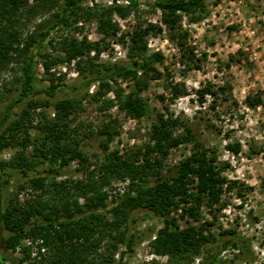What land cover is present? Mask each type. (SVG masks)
Returning <instances> with one entry per match:
<instances>
[{"label":"rangeland","instance_id":"1","mask_svg":"<svg viewBox=\"0 0 264 264\" xmlns=\"http://www.w3.org/2000/svg\"><path fill=\"white\" fill-rule=\"evenodd\" d=\"M59 7L65 0H58ZM139 5L131 6L126 15H122L114 7H126L127 0H82L80 17H72L68 26H60L52 36V43H46L42 52L59 58L46 72L42 64L38 67L39 86L49 87L52 79L61 85L55 97H50V106H30L26 100L16 104L12 109L13 121L28 111L26 118L13 133L5 132L10 143L0 151V159L7 163L24 152L29 158L34 157V144L40 142L43 133L40 127L46 119L55 118L54 103L70 92L65 85H71L81 79L83 73L91 67L101 68L106 64L129 61L128 51L133 31L154 23L162 27L161 32H153L147 36L148 52H161L163 61L154 65L161 73L149 81L142 92L147 105V113L140 118L132 117L123 111L117 100V92L121 89L129 93L134 89L130 80L117 78L111 87L103 88L98 94L99 85L95 84L85 93L78 95L81 108L67 120L68 133L71 138L81 139L82 146L88 151L87 169H79L74 163L70 174L47 179V186L56 181L59 185L65 180L85 178L93 171L99 176L100 168L106 156L117 152L119 156L141 157L146 145L150 142V129L156 121L158 113L177 116L181 125L179 132L189 125L195 138L216 156V163L226 178L223 191L217 203L204 201L199 209L198 217L189 213L182 217V205L174 208L172 215L179 219L180 227L204 225V233L212 234L215 240L210 244L212 254L225 253L226 264H264V0H219L211 5L207 12H198L200 20L193 21L190 16L183 15L176 32L171 33L162 22L160 10L154 9L147 1L138 0ZM35 0H28L23 14L18 18L22 38H26L40 30L39 25L51 20L53 10L33 9ZM89 7L99 10L108 9L112 22L118 26L115 35H106L98 31L97 19L87 15ZM182 34L187 33L185 38ZM64 38L77 39L79 43L85 39L98 48H93L81 57L71 61L66 59L61 48ZM85 68L81 72L78 61ZM20 63H11L0 78V108L12 99L19 87L21 75ZM173 87L180 92L176 95ZM44 98L38 94L37 99ZM34 101L39 102L34 99ZM33 101V102H34ZM108 101L114 103L108 104ZM108 127L112 131V139L108 148L101 146V129ZM4 127H1L0 133ZM106 135V134H105ZM29 138L27 147L21 146L24 139ZM239 145V152L233 151L229 145ZM193 148V143L181 144L171 149L162 170L165 178L174 177L177 170ZM40 169L49 162L43 158H33ZM11 173L4 190L7 203L13 194L21 201L28 198L50 199L52 189L42 194L41 190H33L29 177L19 172L10 164L5 167ZM131 180L113 178L105 187L109 193L108 201L123 193ZM75 191L71 189V193ZM83 198L80 201L83 202ZM141 218L145 223L163 227V220L154 214L146 215L142 210ZM109 218H112L108 214ZM211 221V224H206ZM236 229L245 233L251 241L249 252L241 255L240 250H233L228 243V236L222 232ZM8 231L0 226V240L8 236ZM157 233L144 240L136 248L134 255L125 254L121 264H201L206 256L205 246L200 253L187 261H180L167 253L156 251L154 241ZM110 237L102 240L97 253L106 252ZM23 247L30 248L25 254ZM2 252L15 264H40L52 262L58 255L52 245H46L44 239L26 237L15 250ZM121 247L116 251L119 259ZM98 255L91 253L88 264H96ZM2 256H0L1 258ZM243 257V259H241ZM24 259V260H23ZM23 260V261H22ZM99 260V259H98ZM22 261V262H21Z\"/></svg>","mask_w":264,"mask_h":264},{"label":"trees","instance_id":"2","mask_svg":"<svg viewBox=\"0 0 264 264\" xmlns=\"http://www.w3.org/2000/svg\"><path fill=\"white\" fill-rule=\"evenodd\" d=\"M81 1L65 0L64 5L59 7L58 0H35L33 9L59 8L54 11L48 23L39 25L40 30L22 38L18 18L23 14L28 0H0V78L11 63L21 64L19 87L8 104L0 108V129L4 127L0 133V151L10 144L5 132L13 133L28 114L24 110L20 118L10 121L16 104L28 100L30 106L38 103V106L48 107L49 98L55 97L60 91L61 85L55 83L54 79L49 87L39 86L38 67L42 64L44 70L49 72L52 65L58 62L59 58L42 50L46 43L53 42L52 36L60 26H68L74 16L80 17ZM127 1L129 5L126 7H114L122 15H126L131 6L139 5L138 0ZM218 1L155 0L147 1V4L160 10L162 22L173 33L178 29L183 15L190 16L193 21L200 20L197 13L207 12ZM110 12L97 7L86 10L87 15L97 19L98 31L105 36L115 35L118 31ZM161 31L162 27L154 23L135 29L129 43V61L106 64L101 68L91 67L87 72L81 65L82 61H78L80 71L85 73L75 83L65 85L70 92L54 103L55 118L44 121L40 127L43 136L39 143L34 144V157L48 161L46 167L40 169L34 157L29 158L23 151L8 163L0 159V226L9 232L8 236L0 240V264H15L2 252V248L15 250L26 237L42 238L46 245L55 248L58 255L46 264H88L91 253L93 256L98 255L97 258L93 257V260L97 259L96 264H121L125 254L134 255L137 246L156 233L154 247L158 252L187 261L207 245L209 247L205 248L206 256L201 264H226V259L220 257V251L211 253L210 244L215 237L204 233V225L181 228L179 219L172 215L173 209L183 204L181 216L189 213L197 218L204 201H219L226 181L216 163V156L211 155L195 138L189 125H185L183 131H178L182 123L177 116L158 113L150 129V142L141 157L136 155L134 158H123L117 152H111L99 169V176L90 171L85 178L72 181L67 179L61 185L54 181L47 186V179L69 175L74 163L79 164V169L88 168L86 163L90 157L82 146V140L71 138L68 133L67 120L81 108L79 94L88 92L95 84L99 85L97 93L101 94L103 88L111 87V82L123 78L132 81L134 89L129 93H124L122 89L117 92L119 107L136 118L147 113L148 105L142 92L148 87L150 79L161 75L154 64L163 61L161 52H148L147 36ZM186 34L181 33L183 38ZM61 43L69 61L98 48V43L93 44L86 39L79 43L77 39L64 38ZM173 88L177 95L180 90L178 87ZM38 94L44 98L37 99ZM107 103L112 105L114 102ZM100 132L103 135L100 144L106 149L113 137L112 131L105 127ZM27 142H30L29 138L24 139L21 146L26 148ZM186 143H193L191 153L181 161L174 177L165 178L162 170L171 149ZM229 148L235 152L240 150L238 144L229 145ZM8 164L25 176L33 172L29 177L31 188L46 194L50 187L53 191L51 198H28L21 201L17 194H13L6 203L4 190L11 176L5 169ZM126 177L131 180L127 189L109 202V193L105 187L113 178ZM71 189L75 192L71 193ZM81 197L83 202L80 201ZM142 210L146 211V215L154 214L161 218L163 227L158 228L155 223L146 224L145 218L140 216ZM211 223L207 221L206 224ZM222 234L228 236V243L239 249L241 255L246 252L251 255V241L245 233L228 229ZM106 236L110 237L106 252L97 253ZM119 247L121 253L117 259L116 251ZM23 250L25 254H30V248L23 247ZM40 264L45 263L42 261Z\"/></svg>","mask_w":264,"mask_h":264},{"label":"built area","instance_id":"3","mask_svg":"<svg viewBox=\"0 0 264 264\" xmlns=\"http://www.w3.org/2000/svg\"><path fill=\"white\" fill-rule=\"evenodd\" d=\"M233 250L236 251L237 249L233 248ZM220 257H222V258H226V257H225V253H224V252H223V253H220Z\"/></svg>","mask_w":264,"mask_h":264}]
</instances>
